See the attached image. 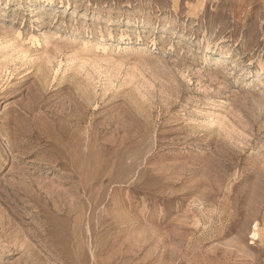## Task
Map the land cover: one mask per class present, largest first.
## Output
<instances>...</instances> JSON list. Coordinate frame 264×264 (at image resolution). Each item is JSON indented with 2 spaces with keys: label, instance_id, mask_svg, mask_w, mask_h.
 <instances>
[{
  "label": "rangeland",
  "instance_id": "obj_1",
  "mask_svg": "<svg viewBox=\"0 0 264 264\" xmlns=\"http://www.w3.org/2000/svg\"><path fill=\"white\" fill-rule=\"evenodd\" d=\"M0 264H264V0H0Z\"/></svg>",
  "mask_w": 264,
  "mask_h": 264
},
{
  "label": "bare ground",
  "instance_id": "obj_2",
  "mask_svg": "<svg viewBox=\"0 0 264 264\" xmlns=\"http://www.w3.org/2000/svg\"><path fill=\"white\" fill-rule=\"evenodd\" d=\"M49 1H53V0H49ZM225 55H228V54H225ZM50 149V148H49ZM66 175V174H65ZM68 176V175H67ZM67 181V180H66ZM53 186V185H52ZM59 187V186H58ZM57 189V188H56ZM59 189V188H58ZM75 189V188H74ZM48 190V189H47ZM66 190V189H65ZM50 191H51V189H50ZM50 191H48V192H50ZM54 191H55V189H54ZM47 191H46V193H48ZM50 194H52V193H50ZM61 194H62V192H61ZM50 196V195H49ZM62 197V196H61ZM48 198V197H47ZM58 198H60V197H58ZM59 201V200H58ZM51 202V201H50ZM71 202H73V201H71ZM64 203H66V202H64ZM68 205V204H67ZM67 205H66V207H67ZM71 205V204H70Z\"/></svg>",
  "mask_w": 264,
  "mask_h": 264
}]
</instances>
